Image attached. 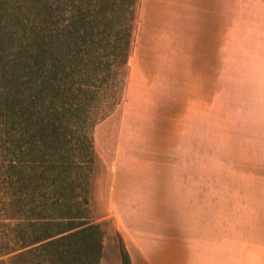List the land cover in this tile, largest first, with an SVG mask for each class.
Masks as SVG:
<instances>
[{
    "label": "rangeland",
    "instance_id": "1",
    "mask_svg": "<svg viewBox=\"0 0 264 264\" xmlns=\"http://www.w3.org/2000/svg\"><path fill=\"white\" fill-rule=\"evenodd\" d=\"M263 148L264 0H0V264L246 250Z\"/></svg>",
    "mask_w": 264,
    "mask_h": 264
},
{
    "label": "crops",
    "instance_id": "2",
    "mask_svg": "<svg viewBox=\"0 0 264 264\" xmlns=\"http://www.w3.org/2000/svg\"><path fill=\"white\" fill-rule=\"evenodd\" d=\"M262 157L259 162L263 170L253 175L251 184V235L247 238L246 250L235 246V238H190L206 247L201 245L200 250L188 251L186 264H264V148ZM144 259L145 264H151Z\"/></svg>",
    "mask_w": 264,
    "mask_h": 264
},
{
    "label": "trees",
    "instance_id": "3",
    "mask_svg": "<svg viewBox=\"0 0 264 264\" xmlns=\"http://www.w3.org/2000/svg\"><path fill=\"white\" fill-rule=\"evenodd\" d=\"M65 22H66V27L67 28H68V26L70 24H73L74 25V17H73V15H69L68 16V20H65ZM62 28H64V24L62 25ZM62 30H64V29H62ZM56 31L59 32L60 30L58 28H56L55 29V32ZM79 34L80 33H78V31H77V34H75V33L71 34L72 35L71 36V40L73 41L74 36L77 35V37H78ZM77 37H76V39H74V41H75V45L78 47V49L84 47V45H86V48H89L90 47L89 46L90 44L89 45L87 44V42H86L87 39L90 38L91 39L90 41L94 43L95 42V38H96L95 35L94 36H90V35H87V32H86V33H84V34L81 35L82 41H81L80 44H78L77 43V41H78L77 40ZM57 42H58V40H57ZM92 52L93 53H96V51H92ZM89 53H90V51L87 54H89ZM97 54H98V52H97ZM48 55L51 57V59H55V60H57V59L61 60L62 59L59 56L58 48L56 50L55 49H48L47 50V56ZM33 56H34L33 59H36L37 60L38 59V56H39L38 52L35 51L34 54H33ZM83 57H84V54L82 55V58ZM45 61H47L46 64H45V66L47 67V69L50 67L48 69V71L49 72H53V74L56 75V73H58V71H57V69H55L56 66L54 64V61L53 60H51L52 62L48 61V57L45 59ZM34 67H37V65L35 64ZM71 221H73V220H71ZM71 225L72 226L70 228L73 229V227H75L74 226V223L72 222ZM95 227L96 226L94 224H92L90 222H85L84 221V222H81L79 224L77 223V226L74 229L77 228V230H79L78 232L80 233V235H86V233L89 234L88 231L96 230ZM78 232L77 231L76 232H73L72 231L71 233H68L66 236L64 235L63 236V241L65 243H67V244L70 243V241L73 242L74 240L77 239V238H73V237L76 236L77 234H79ZM97 232H98L99 238H81L82 243H84V245H86V247H89V249H90L89 257H91L92 254H94V253L97 254L98 258H100V256H101V248H102L101 247V241H102L101 239H102V234H101L99 228H98V231ZM124 259L125 260L127 259V256L126 255L123 256V261H124ZM98 260L99 259H96V263H97Z\"/></svg>",
    "mask_w": 264,
    "mask_h": 264
}]
</instances>
